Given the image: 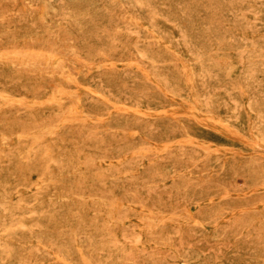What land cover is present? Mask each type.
Here are the masks:
<instances>
[{
	"label": "rangeland",
	"instance_id": "rangeland-1",
	"mask_svg": "<svg viewBox=\"0 0 264 264\" xmlns=\"http://www.w3.org/2000/svg\"><path fill=\"white\" fill-rule=\"evenodd\" d=\"M0 264H264V0H0Z\"/></svg>",
	"mask_w": 264,
	"mask_h": 264
},
{
	"label": "bare ground",
	"instance_id": "bare-ground-1",
	"mask_svg": "<svg viewBox=\"0 0 264 264\" xmlns=\"http://www.w3.org/2000/svg\"><path fill=\"white\" fill-rule=\"evenodd\" d=\"M242 51V50H241ZM238 62H239V60H238ZM6 204V203H5Z\"/></svg>",
	"mask_w": 264,
	"mask_h": 264
}]
</instances>
